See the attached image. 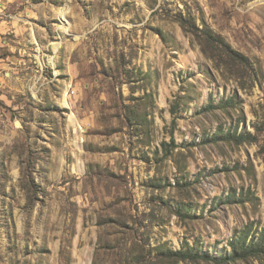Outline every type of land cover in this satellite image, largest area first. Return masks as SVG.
Masks as SVG:
<instances>
[{
	"label": "rangeland",
	"instance_id": "rangeland-1",
	"mask_svg": "<svg viewBox=\"0 0 264 264\" xmlns=\"http://www.w3.org/2000/svg\"><path fill=\"white\" fill-rule=\"evenodd\" d=\"M263 232L264 0H0V264H264L223 260Z\"/></svg>",
	"mask_w": 264,
	"mask_h": 264
},
{
	"label": "trees",
	"instance_id": "trees-1",
	"mask_svg": "<svg viewBox=\"0 0 264 264\" xmlns=\"http://www.w3.org/2000/svg\"><path fill=\"white\" fill-rule=\"evenodd\" d=\"M180 22H182V26L184 29L192 32V34L202 43L204 52H208V49L205 48V43L213 44L215 43L216 39L210 33H207L205 31H199L198 29L196 30L188 29L189 27H187L186 22L182 20ZM248 137H249L248 135L247 136L243 135L240 138H242L241 140H248ZM246 238L247 237L245 235L236 238L235 240H232L230 243L232 249L231 253L223 260L234 261L237 259H248L249 257L252 256H259L264 251V232L261 234V236L256 242L247 244ZM168 253L177 259H185L188 257L195 258L192 255V253H189L188 251H184V250H178V251L169 250Z\"/></svg>",
	"mask_w": 264,
	"mask_h": 264
}]
</instances>
